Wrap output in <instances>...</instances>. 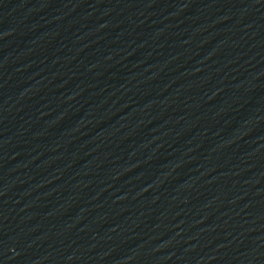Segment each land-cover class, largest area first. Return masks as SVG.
<instances>
[{
	"label": "water",
	"instance_id": "1",
	"mask_svg": "<svg viewBox=\"0 0 264 264\" xmlns=\"http://www.w3.org/2000/svg\"><path fill=\"white\" fill-rule=\"evenodd\" d=\"M0 264H264V0H0Z\"/></svg>",
	"mask_w": 264,
	"mask_h": 264
}]
</instances>
